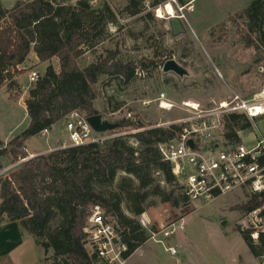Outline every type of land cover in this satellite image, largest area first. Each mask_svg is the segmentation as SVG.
<instances>
[{"label": "trees", "instance_id": "1", "mask_svg": "<svg viewBox=\"0 0 264 264\" xmlns=\"http://www.w3.org/2000/svg\"><path fill=\"white\" fill-rule=\"evenodd\" d=\"M74 1L19 0L8 10L0 3V89L9 99H18L23 92L17 80L23 73L19 67L31 52L37 64H46L24 101L26 128L7 144L0 141V169L3 159H9V165L15 168L0 178V218L16 222L20 236L34 240L43 251V263L98 264L101 261L86 249L83 230L88 213L99 207L126 246L121 254L125 261L147 241L145 230L136 220L145 211L141 199L159 191L161 184L174 183L170 165L163 160L158 145L177 139L182 127L112 122L117 125L113 131L130 128L138 132L102 142L60 146L28 159L25 144L30 138L51 131L72 112L86 118L99 114L93 109L96 97L92 86L100 77L129 84L137 70L157 66L153 62L123 63L108 51L80 68L78 60L102 41L107 25L119 29L117 15L138 16L143 8L141 0H128L123 9L116 10L107 0L99 4ZM159 2L154 1L152 6ZM238 18L244 30L241 42L255 52L257 63L264 64V0H250ZM53 59L57 60V70L51 64ZM253 125L244 115L230 114L223 125V136L234 145L240 144L237 132L249 133ZM162 198L167 201L166 193ZM263 205L264 190L251 193L244 211L250 214ZM258 217L264 221V211ZM239 233L249 253L264 260V233H258L255 242L250 237L252 231ZM49 252L51 257L47 258Z\"/></svg>", "mask_w": 264, "mask_h": 264}, {"label": "rangeland", "instance_id": "2", "mask_svg": "<svg viewBox=\"0 0 264 264\" xmlns=\"http://www.w3.org/2000/svg\"><path fill=\"white\" fill-rule=\"evenodd\" d=\"M0 1L3 7L12 8L19 0ZM103 1L96 0V4ZM127 1L107 0V3L116 10L123 9ZM141 1L143 11L138 16L117 15L119 29L107 25L102 41L93 50L85 51L77 63L84 68L111 51L123 63L146 65L153 62L157 65L156 68L137 70L135 79L129 84L100 77L92 86L96 97L93 109L103 119L110 123L126 120L147 127H164L190 116L183 106L185 102L212 105V102L229 99L235 94L248 101L264 99V64L257 63L255 52L241 42L244 30L238 15L250 0H160L155 6L152 3L156 0ZM166 4H171L174 10L182 9L185 18L183 35L172 37L167 16H157V10ZM176 14L180 13L177 11ZM168 60L188 69L190 76L180 79L172 73H163L162 66ZM51 64L58 69L56 59ZM45 66L37 64L31 52L27 62L19 67L23 73L17 80L23 92L18 99H9L4 89H0V140L9 141L26 128L28 118L24 101L32 86L29 74L34 72L40 76ZM161 94L172 105L170 109L159 107ZM245 117L248 123H254L252 131L237 132V135L241 137L242 145L250 148L258 140L264 142V116L257 120ZM135 130L138 129L121 128L96 135L111 137ZM67 137L64 133L66 141ZM44 141L45 138L34 137L27 147L30 151L33 148L42 150ZM1 164L0 170L5 172L0 178L15 169L9 165V159H3ZM163 193H166L167 201L163 200ZM251 193L237 190L209 205H199L180 200L174 184H161L159 191L141 199L145 211L136 220L149 236L155 227L159 230L171 220L186 217L184 230L167 241L168 246L175 248V256L166 253L160 245L146 241L130 258L112 264H263L264 260L249 253L239 233L240 230L252 231L253 242L258 233H264V225L257 219L259 212L264 211V205L250 214L244 211ZM90 216L91 212L85 225ZM6 222L0 218V226ZM18 230L16 222L0 227V264H49L41 262L44 254L34 240L21 238ZM46 257L50 258L51 252Z\"/></svg>", "mask_w": 264, "mask_h": 264}, {"label": "built area", "instance_id": "3", "mask_svg": "<svg viewBox=\"0 0 264 264\" xmlns=\"http://www.w3.org/2000/svg\"><path fill=\"white\" fill-rule=\"evenodd\" d=\"M175 10V13H180L175 16L183 23L185 18L181 14L182 9ZM37 78L38 74H29L30 83L35 82ZM158 101L163 110L172 107L164 94L159 96ZM183 106L190 116L173 123L182 127L179 137L158 145L163 160L170 165L173 184L179 191L180 200L209 205L237 190L244 189L252 193L264 190V142L258 140L254 146L246 148L242 141L235 145L228 142L222 133L225 119L230 114H241L251 119L263 116L264 99L248 101L235 94L229 99L212 102V105L202 106L196 102H185ZM64 127L68 145L62 143V147L102 142L110 138L96 135L87 124L86 117L79 112L67 115ZM136 132L138 130L133 133ZM45 134L47 131L40 135ZM115 136L122 134L111 137ZM189 141L192 146L188 145ZM4 172L5 170H0V176ZM185 218L171 220L159 230L155 227L149 233L147 241L160 245L166 253L175 256V248L168 246L167 241L184 230ZM257 219L264 225L262 219ZM83 232L86 234V249L89 254L109 264L124 261L121 254L126 251V246L120 242L116 229L103 216L99 207H94L91 211Z\"/></svg>", "mask_w": 264, "mask_h": 264}, {"label": "water", "instance_id": "4", "mask_svg": "<svg viewBox=\"0 0 264 264\" xmlns=\"http://www.w3.org/2000/svg\"><path fill=\"white\" fill-rule=\"evenodd\" d=\"M167 22L172 37H178L185 33L184 25L177 17H167ZM162 72L172 73L180 79L190 76L188 69L181 66L174 60L166 61L162 66ZM86 122L95 134H103L109 131H113L117 128V125L112 124L107 120L103 119L99 114L87 117ZM188 145L192 146L193 144L191 141H189ZM222 226H224V224H222Z\"/></svg>", "mask_w": 264, "mask_h": 264}, {"label": "crops", "instance_id": "5", "mask_svg": "<svg viewBox=\"0 0 264 264\" xmlns=\"http://www.w3.org/2000/svg\"><path fill=\"white\" fill-rule=\"evenodd\" d=\"M0 3H1V1H0ZM2 6H3V4H2ZM10 8H5V9L8 10ZM36 62H37V60H36ZM64 133H66V135H67V132L65 131V127H64V120H62L59 123H57L56 125H54L52 130L47 132V134L42 135V136L39 135V137L45 138V141H44L45 142V147L42 150H36V148H33L30 151L28 149V147H27L30 139H32V138H30L28 141H26V144H25V150H26V153L28 154V158H31V157H34V156H38V155H42V154H46V153H48L50 151H53V150L59 148L62 143L67 142L63 138L64 137ZM0 141L5 143V144H7L10 140L9 141L0 140ZM12 223H14V222H6L5 224L1 225L0 227H4V226H6L8 224H12ZM18 229H19V226H18ZM18 231H19V236H20V230H18Z\"/></svg>", "mask_w": 264, "mask_h": 264}, {"label": "bare ground", "instance_id": "6", "mask_svg": "<svg viewBox=\"0 0 264 264\" xmlns=\"http://www.w3.org/2000/svg\"><path fill=\"white\" fill-rule=\"evenodd\" d=\"M163 15L167 17H176L174 8L171 4H166V6L162 9L157 10V16L163 18ZM259 111V110H257Z\"/></svg>", "mask_w": 264, "mask_h": 264}]
</instances>
